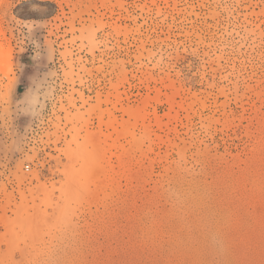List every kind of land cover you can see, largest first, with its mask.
Listing matches in <instances>:
<instances>
[{"label":"rangeland","instance_id":"1","mask_svg":"<svg viewBox=\"0 0 264 264\" xmlns=\"http://www.w3.org/2000/svg\"><path fill=\"white\" fill-rule=\"evenodd\" d=\"M0 264H264V0H0Z\"/></svg>","mask_w":264,"mask_h":264}]
</instances>
